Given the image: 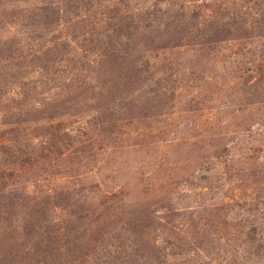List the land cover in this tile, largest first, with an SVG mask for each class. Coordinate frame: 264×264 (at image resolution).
Instances as JSON below:
<instances>
[{"label":"rangeland","instance_id":"374dc122","mask_svg":"<svg viewBox=\"0 0 264 264\" xmlns=\"http://www.w3.org/2000/svg\"><path fill=\"white\" fill-rule=\"evenodd\" d=\"M0 264H264V0H0Z\"/></svg>","mask_w":264,"mask_h":264}]
</instances>
